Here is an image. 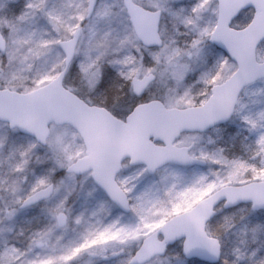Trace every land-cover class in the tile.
I'll return each mask as SVG.
<instances>
[{"label":"snow or ice","instance_id":"obj_1","mask_svg":"<svg viewBox=\"0 0 264 264\" xmlns=\"http://www.w3.org/2000/svg\"><path fill=\"white\" fill-rule=\"evenodd\" d=\"M0 264H264V0H0Z\"/></svg>","mask_w":264,"mask_h":264}]
</instances>
